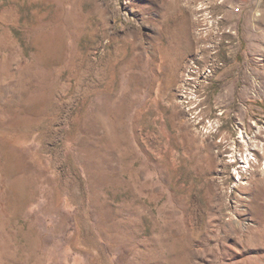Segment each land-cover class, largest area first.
Masks as SVG:
<instances>
[{
	"label": "rangeland",
	"instance_id": "rangeland-1",
	"mask_svg": "<svg viewBox=\"0 0 264 264\" xmlns=\"http://www.w3.org/2000/svg\"><path fill=\"white\" fill-rule=\"evenodd\" d=\"M36 1L0 0V264H264V0Z\"/></svg>",
	"mask_w": 264,
	"mask_h": 264
},
{
	"label": "bare ground",
	"instance_id": "bare-ground-1",
	"mask_svg": "<svg viewBox=\"0 0 264 264\" xmlns=\"http://www.w3.org/2000/svg\"><path fill=\"white\" fill-rule=\"evenodd\" d=\"M34 2H37V1L34 0ZM126 4L128 7H132L135 4V0H126ZM40 12H41V10L38 7L34 8V10L32 12L33 19L31 20V23L29 24L30 29H31V33L33 35L34 44L38 43V33H39V28H40ZM5 13H6V10L3 11L2 15H4ZM98 73H99V70L97 69V67L95 65H92V74L91 75L94 77H97ZM186 76H189V75L187 74ZM101 92H102V89H101L100 83L97 84L95 79H93L91 81V83L89 84V87H88V93H89V97H90L91 102L98 101V99H100V97H101ZM184 93L186 94L185 90H184ZM182 96L184 97V95H182ZM243 142H244L245 146L249 145L247 140H243ZM246 153H249V152L246 151ZM240 163H242V164L238 167V169H236V171H234L235 172L234 174H236L235 176L237 178L241 177V179H242L243 174L248 173V169L250 168L251 164H248V162H243V160H240ZM263 175H264V171H263Z\"/></svg>",
	"mask_w": 264,
	"mask_h": 264
},
{
	"label": "built area",
	"instance_id": "built-area-1",
	"mask_svg": "<svg viewBox=\"0 0 264 264\" xmlns=\"http://www.w3.org/2000/svg\"><path fill=\"white\" fill-rule=\"evenodd\" d=\"M203 98L204 97L201 95L200 98H197V102L199 103V106L201 107V117L206 120V124H207V119H214V118L209 117L205 114V107L201 105ZM214 126H219L217 119H214ZM239 138L241 139L242 137H239ZM248 151L249 153H246L245 148H244L242 151L236 152L235 165H236V160H243V162H248V164H252L257 161V157L255 156V154L251 153L250 150ZM231 173H232V179L234 180L235 179L234 166L232 168Z\"/></svg>",
	"mask_w": 264,
	"mask_h": 264
},
{
	"label": "crops",
	"instance_id": "crops-1",
	"mask_svg": "<svg viewBox=\"0 0 264 264\" xmlns=\"http://www.w3.org/2000/svg\"><path fill=\"white\" fill-rule=\"evenodd\" d=\"M235 66H236V64H235V63H232V64H231V67H233V68H234Z\"/></svg>",
	"mask_w": 264,
	"mask_h": 264
}]
</instances>
